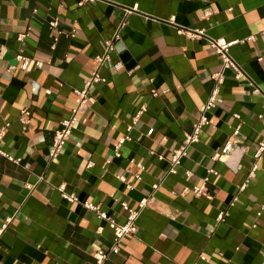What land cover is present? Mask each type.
<instances>
[{"label":"crops","instance_id":"obj_1","mask_svg":"<svg viewBox=\"0 0 264 264\" xmlns=\"http://www.w3.org/2000/svg\"><path fill=\"white\" fill-rule=\"evenodd\" d=\"M80 1L0 0V227L11 219L0 264H94L95 253L110 250L114 232L84 202L124 224L122 203L138 209L144 199L137 234L104 264H264V211L257 216L264 204V156L254 159L264 142V97L249 85L264 88V0ZM135 5L138 10L127 14ZM53 20L63 35L50 29ZM28 30L24 55L40 62L32 71L16 60L17 37ZM73 30L76 37L65 35ZM117 32L129 60L115 49L112 65L124 68H99L106 82L91 88L93 105L52 160L54 135L76 107L75 91ZM217 38L234 43L231 56L247 78L226 73L200 142L154 192L221 68L209 43ZM125 136L131 140L117 157L115 145ZM235 140L240 147L213 159ZM255 163L257 172L240 191ZM204 184L196 196L194 188ZM60 186L78 201L64 199Z\"/></svg>","mask_w":264,"mask_h":264},{"label":"built area","instance_id":"obj_2","mask_svg":"<svg viewBox=\"0 0 264 264\" xmlns=\"http://www.w3.org/2000/svg\"><path fill=\"white\" fill-rule=\"evenodd\" d=\"M93 0H81L79 5L82 6L85 3L91 2ZM138 10V5H135L132 9H127V14H131L133 12H136ZM50 29H59V21L53 20L49 22ZM30 30H28L26 33L20 34L17 37V41L22 45V48L20 50L19 55L16 57V60L18 63H22V67L25 69V71H32L35 67L40 66V62L35 60H30L24 55L23 46H25V41L29 37ZM181 33H184L181 31ZM59 35H63V31L58 30ZM77 31L73 30L67 34H65L69 38L76 37ZM189 36L195 37L196 35L188 33ZM252 38V37H251ZM120 39L119 32L115 35L114 39L107 40L104 42V52L101 56H99L96 59L97 63V69L93 72L91 77L86 80L84 86L82 89H78L75 91V95L77 97V104L76 107L71 112L70 116L62 121L61 128L58 129L54 135L53 145L50 150V157L52 160H57L62 152L65 149L66 144L68 143L73 131L77 128L78 124L80 123L82 117L86 114L88 108L91 107L94 103V98L90 94L91 88L98 84V83H104L106 82V79L101 77L100 75V67L104 65L105 63H109L112 65L111 62V55L116 49L117 41ZM209 43L212 48H214L217 52V54L222 59V65L220 70H218L216 73L211 75L212 80V89L209 94V97L207 101L202 105L200 109V115L198 119L194 122L193 127L190 131L186 132L184 135L183 141L179 144V146L173 150L172 152V158L170 160V168L165 173V175L156 183L153 185V191L156 192L165 182L166 178L169 175L176 174L178 172V169L182 165L183 159H185L188 156L189 150L198 144L201 140V135L203 134L205 128L210 124V118L209 114L217 107L218 97L220 94V90L222 85L224 84L226 80V73L229 70H232L234 72L235 78L237 80H240L242 78H247L246 74L244 73L242 67L233 59L230 53V49L234 43H230L226 41L224 38H217V39H209ZM261 60V59H259ZM25 62L27 63L25 65ZM24 63V64H23ZM115 70H121L124 68V65L122 63H117L112 65ZM247 81V79H246ZM249 85L252 88V91L254 93L260 94L264 97V88L256 85L254 82L249 81ZM154 95H157L156 92L153 93ZM144 108H142L138 114L133 118V125L136 124V122L139 119V116L144 112ZM30 112L24 111L23 117L21 118V122L26 126L30 124ZM234 117L237 120H240L241 117L239 114H235ZM133 125L129 126V130L133 128ZM241 125L237 126V128L234 131V136L240 134ZM4 128H0V139L4 136ZM131 138L129 136H125L115 145V153L117 157L121 156V147L126 141H130ZM237 147H240L239 141L235 140L232 142H228L225 147L222 149L220 153H216L213 157L214 160L220 161L223 159L224 156L228 155L232 151H234ZM262 156H264V142L258 143V145L255 148L254 151V159L257 162ZM10 160L18 162V160H14L13 158L9 157ZM258 170V165L255 163L253 168L251 169L246 182L240 187V191H243L250 179L254 176V174ZM209 173L216 174L214 170H210ZM187 176H191V172H186ZM139 177V176H138ZM140 178V177H139ZM121 180H124V177H120ZM42 179L39 178V181ZM209 180L208 177L204 178V182L206 183ZM35 185L28 184L27 188L33 189ZM59 191L62 193L64 199L67 201L73 203L77 202L78 199L73 194H68L65 192V189L63 186L58 187ZM188 189H186L187 191ZM205 184L202 186H198L194 188V193L196 196H200L205 192ZM148 199H144L140 202L138 209H133L128 206L127 203H122L123 209L127 212L126 221L124 224H118L116 220L108 215L106 212L101 211L100 208L92 203L84 202V206L96 214V216L105 221L108 226L113 230L114 232V238L112 242V246L108 252L100 250L94 255L95 263L94 264H104L105 261L108 259L110 254H117L120 251L121 244L124 241V239L128 236H134L138 232V218L141 214V212L145 209V207L148 204ZM238 202V197H235L231 203V206H234ZM264 211V204L261 205L260 211L257 213V216L260 217L262 215V212ZM227 212H223L220 214L219 219L222 221L226 217ZM11 222V219L6 220L0 227V241L4 233L7 231L9 224ZM256 227V225H254ZM0 249H1V243H0Z\"/></svg>","mask_w":264,"mask_h":264},{"label":"water","instance_id":"obj_3","mask_svg":"<svg viewBox=\"0 0 264 264\" xmlns=\"http://www.w3.org/2000/svg\"><path fill=\"white\" fill-rule=\"evenodd\" d=\"M116 49H118V50H120L121 52L124 53V55H123L124 56V60H129L130 57H129L128 53L125 52L126 50L123 49L119 43L117 44Z\"/></svg>","mask_w":264,"mask_h":264}]
</instances>
